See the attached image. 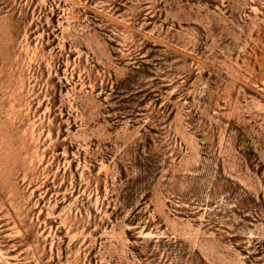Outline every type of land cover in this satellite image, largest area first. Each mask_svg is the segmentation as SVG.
I'll list each match as a JSON object with an SVG mask.
<instances>
[{"label": "rangeland", "instance_id": "rangeland-1", "mask_svg": "<svg viewBox=\"0 0 264 264\" xmlns=\"http://www.w3.org/2000/svg\"><path fill=\"white\" fill-rule=\"evenodd\" d=\"M0 264H264V0H0Z\"/></svg>", "mask_w": 264, "mask_h": 264}]
</instances>
